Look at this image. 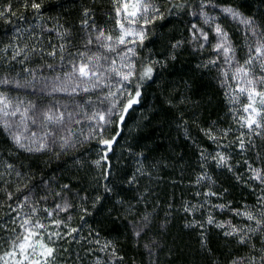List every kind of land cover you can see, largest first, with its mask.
Segmentation results:
<instances>
[{
    "label": "trees",
    "instance_id": "1",
    "mask_svg": "<svg viewBox=\"0 0 264 264\" xmlns=\"http://www.w3.org/2000/svg\"><path fill=\"white\" fill-rule=\"evenodd\" d=\"M156 1L159 14L136 45L125 85L140 96L126 113L128 94L109 125L93 118L99 108L69 115L41 98L33 116L47 144L37 151L17 146L0 123V255L17 237L18 210L34 195L41 206L35 216L60 198L70 205L52 227L55 264H264V183L255 178L256 169L264 171V132L242 127L248 115L232 90L234 75L229 88L215 42L201 47L194 27L209 3L245 62L248 32L221 8L253 19L262 39L264 0ZM118 7V0H0V80L84 60L93 36L117 31ZM147 67L151 78L141 79ZM81 98L106 105L97 92Z\"/></svg>",
    "mask_w": 264,
    "mask_h": 264
},
{
    "label": "rangeland",
    "instance_id": "2",
    "mask_svg": "<svg viewBox=\"0 0 264 264\" xmlns=\"http://www.w3.org/2000/svg\"><path fill=\"white\" fill-rule=\"evenodd\" d=\"M145 3L149 4V11L145 13L144 15L149 21H152L154 18H156L159 14V11H153V8L159 9L158 3L156 0H144ZM123 3L124 0H118V9H120V12L117 13V19H118V29L115 33H99L98 35L93 36L94 43H89L88 51L89 53H86L84 55V60L81 61H74L70 64V67H65L62 71L56 72L54 70L56 66L50 67L49 65L47 67L39 66L36 67L29 72L23 73L24 75H21L19 78L13 77V76H5L0 80V99H3L6 97V100H4V103H0V108H4V105L7 104V108L4 110L9 113V115L5 116L3 112H0V123L4 126V128L8 131L10 137L14 140V137L19 135L21 137V143L25 145L23 149L27 150L28 148H31V151H37V149L42 150L46 144H47V138L46 135L39 131L36 127V119L33 116V109L34 104L37 103V101H40L41 98H43V102H46V99L49 98V103L56 104L57 107L67 112L68 114L72 113L73 111H76L78 109H81L85 107V105L92 111V108L94 109H101L103 111L102 115H104L106 124H110L112 121V118L115 116V113L118 112L120 107L118 108V103L123 98L124 94H128V89L125 91V85H127L128 82L121 81L120 77L116 75L112 69H116L120 72H127L129 71L128 65H133L132 71H134L135 67V61H136V45L138 43L139 38L135 35L136 32L143 31L144 37H146L147 34V28L150 23H144V20L140 19L139 16L137 17H131L127 16L126 12L123 9ZM223 8H221L222 10ZM131 7H129L128 11H133ZM222 13V12H221ZM206 14V15H205ZM197 15L201 17L203 22H196L195 28L197 32V38L195 39L196 42H200V46L204 47L207 43V41L215 42L213 45L214 47L220 42V37L217 36V34L209 35V30L211 32V29L208 28L207 24L210 23L212 26L215 27L216 24L220 25V13H218L217 10L214 12L211 9V6L209 3H203L201 7L198 10ZM223 16H227L224 13H222ZM229 17V16H227ZM214 18V19H213ZM205 19L208 20V23H205ZM232 19V18H231ZM135 21L134 23H130V21ZM238 22L236 20L232 19L231 23ZM239 23V22H238ZM120 24H123L125 29L131 30L133 32V35L126 37L124 44H119L117 42V37L121 35V29ZM240 24V23H239ZM243 26L244 31L248 32V41H249V47L247 50V58L245 61L249 58L250 55H255L254 51H251V49H254L258 42H261V39L256 35L255 37L251 34L248 27L240 24ZM197 26V27H196ZM221 28L228 33L231 37V31L229 28V25H222ZM202 33H207L208 40L204 41ZM215 33V31H214ZM111 36L112 40H108L107 37ZM133 41H135L133 43ZM93 42V41H92ZM229 42L231 44V39L229 38ZM213 45L211 46V49L214 48ZM232 47V44H231ZM109 48L113 50H109ZM131 48L134 49L135 55H133L131 52H128L127 50ZM220 54V60L222 61L223 66V77L225 78V83L229 86V80L230 76L233 74L234 79V87H232V90L234 91L235 95L237 97H240L239 104L242 102H246V104L249 102L247 99V95L245 93H241L239 91L240 88H247L249 85L247 84V80L249 78H253L256 83L255 86L257 89H261V85L259 83V77L261 75H264V72L261 71V68L254 62L255 67L254 70L249 71L248 76H244L243 73L237 74V70L240 67H246L245 62H242V60L237 57V54L234 50L233 53H229L226 57L223 54V50L219 51ZM91 61V66L96 68L100 73V79H101V86L97 87L95 90H91L88 92L81 91L80 89H77L75 92L72 91V89L79 84L80 88L83 87H91V83H94L95 81H91L88 84H86L83 80L78 78V75L75 73L74 69L81 63H88ZM253 64V65H254ZM249 66V65H247ZM252 66V65H250ZM259 67L257 70L256 68ZM249 68V67H247ZM258 72H257V71ZM225 73L227 75H225ZM121 84H124V88H121ZM7 87H13L16 88L17 91H11L9 89H6ZM115 93L113 96H109V92ZM99 93L100 99L103 100L102 103H105L106 105L97 106V104L94 103L93 99H86L81 98V95L84 93ZM233 93V94H234ZM63 96L65 98H63ZM244 96L246 97L244 99ZM86 100V101H85ZM83 104V105H82ZM113 104H115V107H113ZM246 104H242V107H244ZM256 107H260L258 101L256 104ZM19 109V111L16 112L15 116L10 115L13 111H16ZM109 109H111V113H109ZM27 110V111H25ZM242 114V113H241ZM244 116V113L242 114ZM246 115H249V113H246ZM248 117V116H247ZM244 118V117H242ZM259 123L262 125L261 127L257 128L254 125V129L257 132L263 133L264 132V115L255 117ZM34 121V122H33ZM100 122V120L98 121ZM5 124H7V127H5ZM99 124H96L97 129ZM104 128V127H103ZM87 128H78L76 130L77 134L82 131V133ZM94 129V128H92ZM99 134H102V130L99 127ZM32 133H35V136L32 135ZM81 133V132H80ZM82 135H79L81 137ZM15 144L19 146L16 142ZM41 145L44 147L41 148ZM20 147V146H19ZM22 148V147H20ZM255 176L257 173L260 174V181L264 183V171L256 169ZM34 195H30V197H27L25 199V205L21 207L20 210L17 212V219H18V226L16 227V230L14 234L17 235V237H23L27 233H25V229L21 227V224L24 223V221L31 220L33 224L35 222H39L40 224L44 225V228L37 229L34 228L32 224L28 225V227H33V231H37L40 233V237L37 239H41L43 242L47 243L49 247H51V240L56 235V230L52 229L53 226L55 228L59 227V224L57 223L58 218L60 217L61 210L56 208H50L46 212V208H43L42 211L43 214H36L33 215L32 213L36 210L34 208L41 207L40 205H34L32 202L36 201L35 198H33ZM59 197V196H58ZM62 197V196H61ZM45 200V199H44ZM57 205L59 204L62 207H64L65 204H67L66 199L60 198L58 202L56 200L54 201ZM32 203V204H31ZM51 213V215H49ZM47 217H44L46 216ZM12 237V236H11ZM17 237L13 238V242L19 243L17 241ZM35 242V241H33ZM13 244V243H12ZM12 247L8 250L11 251ZM149 252H152V249L150 246H148ZM7 251V252H8ZM40 248L37 246L36 253H29L30 256L35 255L36 259H40L43 261V258L38 255L40 252ZM6 253V252H5ZM4 253V254H5ZM4 254H1L0 256H3ZM50 264H55L53 262L52 258H49ZM0 264H3L2 261H0ZM9 264H11V258H9ZM27 264V262H25ZM235 264H239L238 261H235Z\"/></svg>",
    "mask_w": 264,
    "mask_h": 264
},
{
    "label": "snow or ice",
    "instance_id": "3",
    "mask_svg": "<svg viewBox=\"0 0 264 264\" xmlns=\"http://www.w3.org/2000/svg\"><path fill=\"white\" fill-rule=\"evenodd\" d=\"M32 7L34 9H39L40 5L37 3H33ZM129 7H131L132 9H134L133 11H128ZM123 9L126 12L127 16H131V17H137L139 16L140 19L144 20V23H150L151 21H149L146 16L144 15L145 13H147L149 11V4L145 3L144 0H124L123 3ZM153 11L158 12L159 9L153 8ZM222 13H224L225 15L229 16L230 18H232L233 20L238 21L240 24H243L245 26L248 27L249 31L251 32V34L255 37L257 35V31H256V27L254 26V21L251 18H246L243 17L242 14L240 12H238L237 10L231 8V7H227V8H223ZM120 12V9H117V13ZM206 15V14H205ZM214 19V18H213ZM135 21H130V23H134ZM205 23H208V20L205 19ZM195 27V26H194ZM120 29H121V35H119L116 39L117 42L119 44H124L125 43V39L128 36L133 35V32L131 30L125 29L123 24H120ZM214 31L217 34L218 37H220V42L216 45V51H221V49L223 50V54L227 57L229 53H233L234 49L231 47V44L229 42V38H228V33L226 31H224L221 26L219 24H216L214 27ZM101 35H103V33H101ZM136 36H138L139 40L142 42L144 39V33L143 31H139L135 33ZM203 36V40L207 41L208 40V35L207 33H202ZM261 36V42H258L257 45L255 46L254 49H251V51H254L255 55H250L249 58L245 61V65H253L254 62H256V64L261 68V71L264 72V32L260 33ZM108 40H112L111 36L107 37ZM135 41H133L134 43ZM109 50H113L111 48H109ZM128 52H131L133 55H135L134 49L129 48L127 50ZM19 54V53H17ZM53 55L55 53H52ZM214 63V61H213ZM133 67V65L129 64L128 68L129 71L127 72H120L116 69H112V71H114L116 73V75H118L121 79V81L123 82H131V77L134 75V72L131 70ZM75 73L78 75V78L83 80L86 84H88L91 81H95L94 83H91V87H83L80 88V85L77 84L72 91L75 92L77 89H80L81 91L84 92H88L91 90H95L97 87L101 86V79H100V73L99 71L94 68L93 66H91V61H89L88 63H81L79 64L77 67H75L74 69ZM153 69L151 67H147L143 74L141 75V79H144L145 77L147 78H151V73H152ZM249 71H251L250 68L247 67H240L237 70V74L239 73H243L244 76H248ZM225 75H227L225 73ZM256 81L253 78H249L247 80V84L249 85V87L247 88H240L239 91L241 93H245L247 95V99H248V103L244 106V112L249 113L248 117L245 119L243 126H246L248 128H253V126L255 125V127L259 128L262 125L259 123V121L255 118L257 116H261L264 115V75H261L259 77V83L262 86L261 89H257V87L255 86ZM121 88H124V84H121ZM138 88V86H137ZM125 91H127V89L125 88ZM109 96H113L115 95V93L113 92H109L108 93ZM129 99L127 100V102L125 103V105L123 106V112H127V110L129 108L132 107L133 104L138 102V97L140 96V92L139 90L136 91L135 95L133 96L131 93H128ZM4 100H6V97L3 99H0V103H4ZM257 101L260 105V107H256ZM7 104L4 105V108H0V112H3L5 116L9 115L8 112H6L4 109L7 108ZM113 107H115V104H113ZM19 111V109H17L16 111H13L12 113H10V115L15 116L16 112ZM27 111V110H25ZM109 113H111V109L108 110ZM71 115V114H69ZM63 116L64 114L61 113L59 114V116L56 118L57 122L62 121L63 120ZM95 116H99V119L101 121H103L105 119L104 115L96 113L94 114L93 118H95ZM45 118L48 121H52L53 117L52 115L45 113ZM124 116L123 114L120 115V120L123 121ZM34 122V121H33ZM5 127H7V124H5ZM33 136H35V133H32ZM15 142L20 146V147H25V145L23 143H21V137L19 135L14 137ZM104 144L108 145L109 148L111 146V141H103ZM44 146L41 145V148H43ZM241 147H243V143H241ZM28 151H31V148L27 149ZM40 150V149H37ZM220 161L223 164H226V160L224 157H220ZM99 163V162H97ZM9 168L11 167V165L8 166ZM256 179H260V174L257 173L255 176ZM56 207L58 209H60L61 211H67V209L70 207V205L65 204L64 207L61 208V206L58 204L56 205ZM49 215H51V213H49ZM244 215L247 216V219L249 220H255V223L257 225L261 224V220L255 219L254 216L252 214H248L245 213ZM57 223H60L59 221ZM209 223H212L211 219L209 220ZM32 224L34 228L37 229H42L44 228L43 224H40L39 222H35L33 224V222L31 220H25L23 224H21V227H23L25 229V233H27L26 235H24L22 238L21 237H17V241H19V243L13 242L12 244V250L6 252L3 256H0V261L3 262V264H9V258H11V264H25V262H27V264H50L49 262V258L53 257L55 249L52 247H49L47 243L43 242L41 239H37L38 237H40V233L37 231H33V227H28V225ZM219 227H222L223 225H217ZM72 232H75L76 229H72ZM226 235H231V234H235V230H233V232H229V233H225ZM35 241V242H33ZM241 242H245L243 240V238H241ZM37 246L40 248V252L38 253V255L40 257L43 258V261H41L40 259H36L35 255L30 256L29 253H36V248ZM235 264V262H234Z\"/></svg>",
    "mask_w": 264,
    "mask_h": 264
},
{
    "label": "bare ground",
    "instance_id": "4",
    "mask_svg": "<svg viewBox=\"0 0 264 264\" xmlns=\"http://www.w3.org/2000/svg\"><path fill=\"white\" fill-rule=\"evenodd\" d=\"M241 137V136H240ZM247 147V146H246Z\"/></svg>",
    "mask_w": 264,
    "mask_h": 264
}]
</instances>
